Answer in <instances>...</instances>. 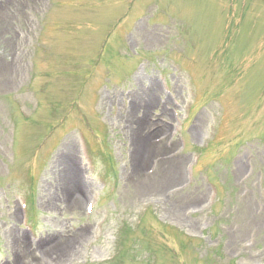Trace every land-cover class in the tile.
Returning <instances> with one entry per match:
<instances>
[{"label": "rangeland", "instance_id": "rangeland-1", "mask_svg": "<svg viewBox=\"0 0 264 264\" xmlns=\"http://www.w3.org/2000/svg\"><path fill=\"white\" fill-rule=\"evenodd\" d=\"M148 261L264 264V0H0V264Z\"/></svg>", "mask_w": 264, "mask_h": 264}, {"label": "bare ground", "instance_id": "bare-ground-1", "mask_svg": "<svg viewBox=\"0 0 264 264\" xmlns=\"http://www.w3.org/2000/svg\"><path fill=\"white\" fill-rule=\"evenodd\" d=\"M69 256V255H68ZM67 257V256H66ZM64 259H60L59 261L61 262V261H63Z\"/></svg>", "mask_w": 264, "mask_h": 264}]
</instances>
